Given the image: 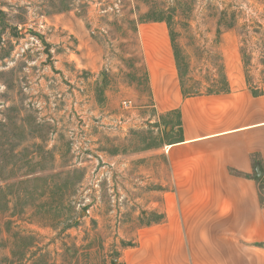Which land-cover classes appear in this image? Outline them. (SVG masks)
Returning a JSON list of instances; mask_svg holds the SVG:
<instances>
[{
	"label": "rangeland",
	"instance_id": "1",
	"mask_svg": "<svg viewBox=\"0 0 264 264\" xmlns=\"http://www.w3.org/2000/svg\"><path fill=\"white\" fill-rule=\"evenodd\" d=\"M152 67L187 93L260 88L264 0H0V264L141 258L179 134Z\"/></svg>",
	"mask_w": 264,
	"mask_h": 264
},
{
	"label": "crops",
	"instance_id": "2",
	"mask_svg": "<svg viewBox=\"0 0 264 264\" xmlns=\"http://www.w3.org/2000/svg\"><path fill=\"white\" fill-rule=\"evenodd\" d=\"M173 57L168 68L178 75ZM152 70L153 108L158 117L177 114L179 134L158 149L162 218L143 229L151 242L132 249L142 256L127 264H264V206L251 162L256 155L264 167V85L183 96L178 80L170 85Z\"/></svg>",
	"mask_w": 264,
	"mask_h": 264
},
{
	"label": "trees",
	"instance_id": "3",
	"mask_svg": "<svg viewBox=\"0 0 264 264\" xmlns=\"http://www.w3.org/2000/svg\"><path fill=\"white\" fill-rule=\"evenodd\" d=\"M147 19V18H146ZM146 22H149L150 20H144ZM151 22H154V23H168L166 20H163L161 19L159 16H155L154 18H151ZM173 49V53H174V58H175V65H176V69H177V73L179 75V67H178V64L176 62V57H175V52H174V48L172 47ZM227 84L224 85V87H226ZM181 87V91H182V94L183 96H191L193 95V93H187L184 88L182 87V85H180ZM220 91H225L224 89H221V90H214V92H220ZM209 93H213L212 91H209ZM253 94L254 95H258L259 92L256 90V91H253ZM179 126V124H178ZM251 162H252V166H253V169H256L258 168L259 171L262 173V178L260 180L254 178V181L255 183L257 184V188H258V195H259V200H260V203L261 205L264 206V167L261 163V161L259 159H257V156L254 155L252 156V159H251ZM230 174L233 175V176H237V177H243V178H248L249 176L248 175H245V174H240L238 172H235L233 170H230ZM157 223V222H155ZM261 247L264 248V244L260 245ZM31 246H29L30 248ZM25 255L24 254L22 257L18 256V253L17 252H11V259L7 260V264H47V262L45 261V258L44 256L42 257H39L38 259H34L33 255L31 256L30 259L28 260H25ZM114 264V263H113Z\"/></svg>",
	"mask_w": 264,
	"mask_h": 264
},
{
	"label": "water",
	"instance_id": "4",
	"mask_svg": "<svg viewBox=\"0 0 264 264\" xmlns=\"http://www.w3.org/2000/svg\"><path fill=\"white\" fill-rule=\"evenodd\" d=\"M262 173L259 171L258 168L255 169V174H254V178L260 180L262 178Z\"/></svg>",
	"mask_w": 264,
	"mask_h": 264
}]
</instances>
